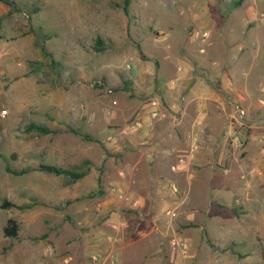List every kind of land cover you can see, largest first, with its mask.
I'll list each match as a JSON object with an SVG mask.
<instances>
[{
  "label": "rangeland",
  "instance_id": "rangeland-1",
  "mask_svg": "<svg viewBox=\"0 0 264 264\" xmlns=\"http://www.w3.org/2000/svg\"><path fill=\"white\" fill-rule=\"evenodd\" d=\"M235 1L133 0L126 12L124 0H0V264H112L109 252L122 248L121 264H138L155 244L161 254L146 264L169 255L186 264H264L259 199L240 221L241 206L217 200L197 216L211 234L201 227L194 241L173 228V211L158 222L166 226L160 241L130 235L144 212L114 173L121 155L109 144L139 105L159 99L158 78L173 58L201 57L196 45L188 49V28L203 41L202 21L219 29L247 14ZM30 124L53 132H28ZM43 166L85 176L72 182ZM5 201L15 207L2 208ZM10 219L19 226L14 238L3 233Z\"/></svg>",
  "mask_w": 264,
  "mask_h": 264
},
{
  "label": "crops",
  "instance_id": "crops-1",
  "mask_svg": "<svg viewBox=\"0 0 264 264\" xmlns=\"http://www.w3.org/2000/svg\"><path fill=\"white\" fill-rule=\"evenodd\" d=\"M262 3L244 0L237 9L247 14L229 18L219 29L202 21L203 41L197 28H188V49L196 45L201 57L195 60L189 53L187 58H173L169 75L158 78L159 99L139 105L122 133L110 137L113 152L121 155L114 173L124 176L123 189L144 212L130 235L138 231L160 241L166 226L158 222L165 224L168 211H173V228L180 235L195 238L201 227L210 235L197 216L213 205L219 207L217 200L223 209L241 206L245 214L235 215L238 221L249 217L256 200L264 204ZM155 110L157 118L151 116ZM137 121L143 123L141 129L135 127ZM196 134L199 148L191 152L190 139ZM150 247L138 264L161 254L159 245ZM116 251L127 253L126 248L108 254L118 260L112 264H121ZM161 258L163 262L155 264H186L173 255Z\"/></svg>",
  "mask_w": 264,
  "mask_h": 264
},
{
  "label": "trees",
  "instance_id": "trees-1",
  "mask_svg": "<svg viewBox=\"0 0 264 264\" xmlns=\"http://www.w3.org/2000/svg\"><path fill=\"white\" fill-rule=\"evenodd\" d=\"M133 0H124V4H123V9L124 11L127 12L131 2ZM244 0H237L234 2V7L237 8L238 6H240L242 3H243ZM96 48L99 49V48H102V44H101V41L98 40L97 41V44H96ZM99 50H102V49H99ZM37 131L39 134H49V133H52L53 131H51L48 127H45V126H39V125H36V124H30L28 127H27V131ZM71 132H73L74 134L78 135V136H81L83 138H86L88 140H92L91 137L89 135H86L84 133H82L81 130H71ZM43 171L45 172H48V173H51V174H55V175H58V176H62V175H65V176H68L71 178L72 182H75V181H78L80 179H82L84 176H85V172L84 171H81V172H77V171H71V170H68V169H62V168H57V167H53V166H43L41 168ZM24 172H22L21 174H23ZM2 208H6L7 206H13L15 207V205H11L9 204L8 202H4L2 205ZM18 231H19V226L18 224L10 219L8 221V226H6L3 230V233H4V236L6 237H16L18 235ZM224 251L226 250H229V248H225L223 249Z\"/></svg>",
  "mask_w": 264,
  "mask_h": 264
},
{
  "label": "built area",
  "instance_id": "built-area-1",
  "mask_svg": "<svg viewBox=\"0 0 264 264\" xmlns=\"http://www.w3.org/2000/svg\"><path fill=\"white\" fill-rule=\"evenodd\" d=\"M109 93H111V91H109ZM153 105L154 106H157V101L154 100L153 101ZM238 110H239V113H240L241 116H244L245 115V112H244L243 109L238 108ZM6 115H7V111L6 110H4L3 112H1V117L2 118L5 117ZM151 116L153 118L159 117V111L158 110L153 111L151 113ZM134 125H135V127L137 129H141L143 127V123L141 121L135 122ZM199 142H200V139H199V136L197 134L194 135L193 137H191V139H190V143H191L190 144V151L191 152H194V151L198 150V148H199Z\"/></svg>",
  "mask_w": 264,
  "mask_h": 264
}]
</instances>
